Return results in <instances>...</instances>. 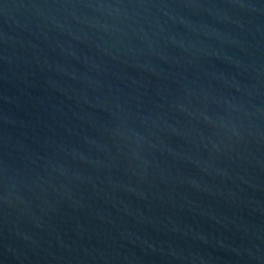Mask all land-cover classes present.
<instances>
[{
	"label": "water",
	"instance_id": "water-1",
	"mask_svg": "<svg viewBox=\"0 0 264 264\" xmlns=\"http://www.w3.org/2000/svg\"><path fill=\"white\" fill-rule=\"evenodd\" d=\"M0 264H264V0H0Z\"/></svg>",
	"mask_w": 264,
	"mask_h": 264
}]
</instances>
